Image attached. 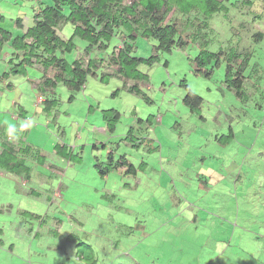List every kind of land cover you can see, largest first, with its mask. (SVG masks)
Returning <instances> with one entry per match:
<instances>
[{
  "label": "rangeland",
  "instance_id": "obj_1",
  "mask_svg": "<svg viewBox=\"0 0 264 264\" xmlns=\"http://www.w3.org/2000/svg\"><path fill=\"white\" fill-rule=\"evenodd\" d=\"M241 1L235 6L223 1L228 11L207 20L198 40L187 37L188 29L176 36L170 53L159 50L152 66L140 65L148 76L137 82L145 97L128 91L135 83L131 79H100L113 69L106 60L119 44L117 35L106 48L90 52V58L105 61L80 91L61 83L38 89L42 73L36 68H27L28 77L12 75L0 82V123L12 125L10 116L18 113L13 102H18L24 119L15 123L24 129L21 145L30 149L18 153L30 168L28 178L0 168V264H84L75 243L66 239L69 234L89 244L99 264H264V78L244 104L223 83L225 62L206 78L192 61L199 42L206 41L209 51L231 46L249 52L259 66L256 75L264 74V0ZM33 3L0 0L5 17L0 26L18 32L13 20L21 14L30 19ZM181 17L173 8L163 14L165 21ZM71 31L66 24L60 35L67 38ZM258 33L261 40L255 41ZM75 44L63 57L85 65L86 42L75 38ZM134 44L133 55L139 57L160 46L141 36ZM9 52L7 44L0 50V73L8 69ZM183 79L203 99L200 114L182 103ZM40 96L57 104L45 111ZM109 108L120 112L112 133L101 116ZM130 126L135 138L124 140ZM229 126L234 137L221 145L215 139ZM62 144L79 153L81 162L56 155L55 146ZM109 150L115 158L125 154L135 166L144 161L145 170L124 177L118 169L101 177L94 156L106 161ZM40 156L43 165L37 162ZM197 173L211 181L209 202L201 199ZM31 189L39 194L31 195Z\"/></svg>",
  "mask_w": 264,
  "mask_h": 264
},
{
  "label": "trees",
  "instance_id": "obj_2",
  "mask_svg": "<svg viewBox=\"0 0 264 264\" xmlns=\"http://www.w3.org/2000/svg\"><path fill=\"white\" fill-rule=\"evenodd\" d=\"M223 1H228L234 6L238 2V0H235L236 3L233 0H49L46 3L43 0H34L30 19L25 20L24 14H21L13 20V25L21 31L20 33H13L0 26V50L5 44L10 47L6 61L8 69L0 73V82L12 75L26 76L27 68H36L42 73L38 83L40 90L51 89L61 83L71 92L80 91L87 76L95 75L96 67L101 66L100 61H105L103 58H90V52L93 49L106 48L110 40L117 35L120 38L119 44L113 47L106 60L107 66H113V69L111 72L102 73L100 79L103 82L106 80L105 77L109 76H116L125 81L131 79L135 83L127 87L128 91L145 97L137 82L147 80L148 76L138 67L142 64L152 66L160 59L159 50L170 53L176 45V36L188 29L187 36L192 37V42L198 40L200 31L208 26L207 20L218 12L228 11ZM244 1L250 3V0H242L240 3ZM172 8L173 12L183 17L165 21L164 12ZM4 21L5 17L0 14V22ZM66 24L71 25L72 31L69 37L63 38L60 31ZM138 36L157 40L160 46H153V52L148 57L134 56V41ZM261 37L262 34L258 33L255 41H260ZM75 38L86 42L85 65L78 59L68 62L63 57V53L76 48ZM206 46V41L199 42L200 49L192 60L196 64L197 74L207 78L214 68L219 67L222 61L225 62L223 83L228 90L233 91L240 102L247 103L250 99L248 92L252 93L254 87L258 90L264 78V74L256 75L259 66L251 61L252 55L249 52L235 51L230 47L227 53L222 49L213 52ZM180 84L186 89L182 103L191 113L200 114L202 97L190 90L184 79ZM71 98L72 95L69 99ZM40 103L44 104L43 109L47 111L57 104V100L45 98ZM101 116L106 131L112 133L119 122L120 112L114 108L103 109ZM141 121L140 118L137 119V122ZM152 121L153 116L149 115L146 118L147 126H151ZM23 133L24 131L19 133L20 139L16 141L12 138L7 139L6 135L0 143V168L7 173L28 178L30 168L22 159H18V153L27 154L30 150L28 146L21 145ZM233 137L232 127L229 126L228 132L215 140L221 145H228L229 139ZM133 138H135L133 126H130L124 140ZM136 144L139 145L140 142L137 141ZM93 147L96 148L94 144ZM102 147L105 149L106 144H102ZM54 151L56 155L66 160L81 162V155L72 152V148H67L65 144L55 146ZM104 159L106 161L94 156V167L101 177L118 169L122 170L124 177L136 176L137 171L142 172L146 168L144 161L135 166L125 154H119L115 158L113 150L104 153ZM44 161L43 156L37 159L40 165H43ZM196 176L201 199L209 202L207 191L211 189V181L205 173H197ZM29 193L36 196L39 194L33 189ZM102 197L105 198L106 195ZM108 197L111 198L113 195ZM21 213L31 218L40 217L26 210ZM66 239L75 243L76 253H81L79 257L84 264H99L89 244L83 243L73 234H69Z\"/></svg>",
  "mask_w": 264,
  "mask_h": 264
},
{
  "label": "crops",
  "instance_id": "obj_3",
  "mask_svg": "<svg viewBox=\"0 0 264 264\" xmlns=\"http://www.w3.org/2000/svg\"><path fill=\"white\" fill-rule=\"evenodd\" d=\"M23 18H25V20L28 19L25 16ZM20 32L21 31L19 30L18 32H15V33L18 34ZM26 76L28 77V74H26ZM28 81L29 82H32L30 79H28ZM37 81L38 82H36L35 87H37L38 89H40L39 88V84H38L40 82V80L37 79ZM37 98H40L41 101L43 99V98H41V96L40 97H37ZM17 103L18 102H13V104H15V106H16V110L18 111V113H16L15 110H14L12 112V116H10L13 119L12 126H14L15 129H16L14 135H11V138L14 141H16L17 139H20V134L19 133L24 130L22 126H20L18 123H15V120L24 119V115H23L24 111H23V108L19 104H17ZM10 125H11L10 121H9V123H8V121L7 122L5 121V123H0V143H2V141L4 140V138H5L6 135H7L6 138L8 136H10L8 134V128H9ZM22 136H21V139H22Z\"/></svg>",
  "mask_w": 264,
  "mask_h": 264
},
{
  "label": "clouds",
  "instance_id": "obj_4",
  "mask_svg": "<svg viewBox=\"0 0 264 264\" xmlns=\"http://www.w3.org/2000/svg\"><path fill=\"white\" fill-rule=\"evenodd\" d=\"M203 31V30H202ZM189 33V32H188ZM181 35V34H180ZM180 37V36H179ZM188 37V36H187ZM177 41H178V39H177ZM176 41V42H177ZM230 48H233V47H231V46H229ZM228 46L226 47V50H224V53H227V51H228V48H229ZM219 49H222V48H219ZM234 49V48H233ZM223 50V49H222ZM223 57V56H222ZM40 99V98H39ZM37 100V99H36ZM39 102H41V100L39 101ZM15 131H16V129H15V127L14 126H12V125H10L9 126V128H8V134L10 135V136H8L7 137V139H11V135H14V133H15Z\"/></svg>",
  "mask_w": 264,
  "mask_h": 264
}]
</instances>
